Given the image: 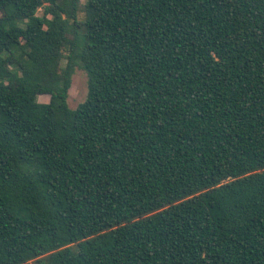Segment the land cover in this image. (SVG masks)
<instances>
[{"label": "trees", "instance_id": "1", "mask_svg": "<svg viewBox=\"0 0 264 264\" xmlns=\"http://www.w3.org/2000/svg\"><path fill=\"white\" fill-rule=\"evenodd\" d=\"M0 264H264V0H0Z\"/></svg>", "mask_w": 264, "mask_h": 264}, {"label": "rangeland", "instance_id": "2", "mask_svg": "<svg viewBox=\"0 0 264 264\" xmlns=\"http://www.w3.org/2000/svg\"><path fill=\"white\" fill-rule=\"evenodd\" d=\"M80 3L83 5L84 0H80ZM42 14L41 9L38 10L37 15L40 16ZM82 16V14L80 15ZM87 76L86 73L79 68H76L72 78H71V86L68 91L67 103L70 109H75L78 104L83 102L87 95ZM37 101L39 103H47L49 101V96H39L37 97Z\"/></svg>", "mask_w": 264, "mask_h": 264}]
</instances>
